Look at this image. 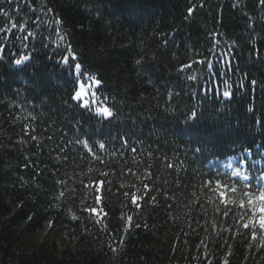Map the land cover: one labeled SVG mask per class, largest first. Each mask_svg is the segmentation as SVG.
I'll use <instances>...</instances> for the list:
<instances>
[{
  "label": "trees",
  "instance_id": "1",
  "mask_svg": "<svg viewBox=\"0 0 264 264\" xmlns=\"http://www.w3.org/2000/svg\"><path fill=\"white\" fill-rule=\"evenodd\" d=\"M262 173L264 0H0V264H264Z\"/></svg>",
  "mask_w": 264,
  "mask_h": 264
},
{
  "label": "rangeland",
  "instance_id": "2",
  "mask_svg": "<svg viewBox=\"0 0 264 264\" xmlns=\"http://www.w3.org/2000/svg\"><path fill=\"white\" fill-rule=\"evenodd\" d=\"M80 71L81 67L79 69L76 68V73L80 76V78L78 88L74 95L75 99L80 100L84 106H88L96 112L98 109H110L101 101V99L98 98L96 88L100 83H97L99 80L92 76H81ZM225 166L228 170L232 171L234 175L239 176L242 179H248L245 162H241L239 159H230L225 163ZM262 181L264 184V175L262 177ZM257 201L258 210L256 212V218L258 222L264 226V193Z\"/></svg>",
  "mask_w": 264,
  "mask_h": 264
},
{
  "label": "snow or ice",
  "instance_id": "3",
  "mask_svg": "<svg viewBox=\"0 0 264 264\" xmlns=\"http://www.w3.org/2000/svg\"><path fill=\"white\" fill-rule=\"evenodd\" d=\"M188 12H189V14H191L192 12H193V9L192 8H189L188 9ZM65 60H66V62L68 61V58H65ZM16 63L17 64H20V61L19 60H17L16 61ZM197 63H201V61H197ZM75 67L77 68V69H79L80 67H81V65L80 64H76L75 65ZM97 83H99V81H97ZM252 83H255L254 81L252 82ZM204 91L205 92H215V89H214V87L212 86V85H210L208 88H206V89H204ZM216 95H220V93H215ZM222 95L224 96V97H228L230 94L229 93H227V92H225V93H222ZM78 96V95H77ZM195 113H193V115H194ZM97 115H99V116H102L103 117V120L104 121H107V120H110L112 117H113V112L110 110V109H108V108H104V109H98L97 110ZM100 147H104V145L103 144H101L100 145ZM136 202V197L134 196L133 197V203H135ZM129 219H131V217H129Z\"/></svg>",
  "mask_w": 264,
  "mask_h": 264
}]
</instances>
